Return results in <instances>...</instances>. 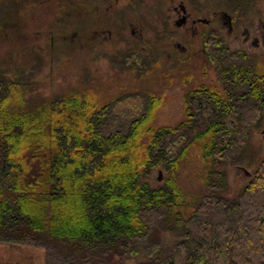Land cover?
Instances as JSON below:
<instances>
[{
    "label": "trees",
    "instance_id": "16d2710c",
    "mask_svg": "<svg viewBox=\"0 0 264 264\" xmlns=\"http://www.w3.org/2000/svg\"><path fill=\"white\" fill-rule=\"evenodd\" d=\"M40 1L0 0V244L39 249L46 264H264V157L228 196V169L257 158L264 76L215 45L218 86L188 93L175 126L157 127L162 102L148 91L101 102L88 86L37 95L56 38L76 46L101 34L73 20L88 7L62 0L69 13L44 25L51 35L38 46L24 23ZM139 45L116 60L133 74ZM194 153L204 192L191 203L178 177Z\"/></svg>",
    "mask_w": 264,
    "mask_h": 264
},
{
    "label": "rangeland",
    "instance_id": "374dc122",
    "mask_svg": "<svg viewBox=\"0 0 264 264\" xmlns=\"http://www.w3.org/2000/svg\"><path fill=\"white\" fill-rule=\"evenodd\" d=\"M70 1L79 8H89L88 0ZM155 1L145 0L146 5L136 13L137 18L145 17L141 20L146 23L147 28H144L142 33H140L139 28V35L136 33L135 36L126 32L108 34L106 29H101L104 28V19L100 14H95L93 17L87 14L86 17V14L80 10L79 17L76 18L75 16L73 20H80L78 22L82 23L85 28L82 31H85L88 27V31L95 30L103 34L96 36L97 38L94 41L89 40L86 34H82V39L76 46H71L68 45L66 40L64 42L58 37L63 32L57 33L56 36L59 39L56 38V49L54 48L52 54L45 53L48 64L46 72H43L39 77L41 86L36 89L35 93L51 96L55 90L63 92L88 86L95 91V97L101 102L110 100L123 92L148 91L151 94L158 95L162 102V108L158 112L157 127L163 125L175 126L179 123L183 117V103L187 94L196 90L211 89L212 86H218L217 73L215 69L211 71L200 70L196 60H190L184 55L182 57L176 54L178 57L181 56L182 59L180 60L183 64L174 63L176 57L170 59L169 52L171 49L167 47L166 43H162L163 41L157 39L156 34L151 29L155 25L150 23L154 21L153 4L157 6L158 3L162 5L165 2V0ZM61 2L62 0H42L34 7L35 10L24 23V36L28 40L33 39L38 46H41L48 39L46 37H50L51 34L45 30L44 25L46 26L48 22L55 23L54 20L60 19L63 12L69 13L70 10L68 3L64 2L60 6ZM125 3H129V0H125ZM29 6L30 4L26 8ZM85 13H88V11H85ZM62 37H66V34H63ZM138 41L142 43L141 47L146 49V53L140 56L142 61L145 62L149 58L151 60L150 65L143 62V65L138 66L133 74L128 65H121L116 60L131 48L134 49L135 43ZM154 42L157 49L154 48ZM240 61L244 60L241 58H239V61L236 60L238 63ZM253 70L254 72L251 74H259L261 71L264 73V68L262 70L258 64L252 67L251 71ZM203 80L207 82V85L199 84ZM263 130L264 122L262 129L253 131L250 137V149L256 154V161L251 166H247L246 164L251 162L250 158H247L244 165L228 169L230 184L228 196L234 197L249 181L250 176H247L243 169L252 173L257 166V160L264 157ZM180 170L178 178L180 185L187 194V200L191 203L195 202L204 192L202 178L205 175V165L201 157L194 153L193 156L188 158L186 164L181 165ZM159 171L156 170L153 173L151 182L154 185L163 181V176L162 180H159ZM172 242L173 238L166 235L163 240L165 246L169 247ZM0 264H46V261L43 251L39 249L0 244ZM129 264L133 263L130 262Z\"/></svg>",
    "mask_w": 264,
    "mask_h": 264
},
{
    "label": "flooded vegetation",
    "instance_id": "af4514ba",
    "mask_svg": "<svg viewBox=\"0 0 264 264\" xmlns=\"http://www.w3.org/2000/svg\"><path fill=\"white\" fill-rule=\"evenodd\" d=\"M88 2L89 16L100 13L104 19L102 29H106L108 34L126 32L135 36L139 28L140 33L147 28L141 20L145 17L137 18L136 14L146 5L145 0H129V3H125V0ZM160 5L152 6L154 21L150 23L155 25L152 24L151 29L171 49L169 56L170 59L176 57L174 63L183 64L180 57L186 56L196 60L200 70H214L208 50H214L215 45L220 44L231 52H238L239 58L246 60L250 67L258 64L263 70L264 0H165ZM94 32L98 34V31ZM140 43L136 42L135 47ZM220 46L215 48L219 49ZM154 48L157 49L155 42ZM261 75L264 76L262 71ZM199 84L207 85V82L203 80Z\"/></svg>",
    "mask_w": 264,
    "mask_h": 264
},
{
    "label": "water",
    "instance_id": "95a60500",
    "mask_svg": "<svg viewBox=\"0 0 264 264\" xmlns=\"http://www.w3.org/2000/svg\"><path fill=\"white\" fill-rule=\"evenodd\" d=\"M262 134L264 135V130L262 131ZM242 169V168H241ZM248 175H250V172H248L247 170L243 169ZM162 176H163V173L162 171L160 170L159 171V180L161 181L162 180Z\"/></svg>",
    "mask_w": 264,
    "mask_h": 264
}]
</instances>
